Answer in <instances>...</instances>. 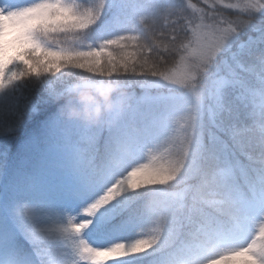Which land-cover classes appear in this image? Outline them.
<instances>
[{"label": "snow or ice", "instance_id": "snow-or-ice-1", "mask_svg": "<svg viewBox=\"0 0 264 264\" xmlns=\"http://www.w3.org/2000/svg\"><path fill=\"white\" fill-rule=\"evenodd\" d=\"M40 103L0 148V264H264V0H0V136Z\"/></svg>", "mask_w": 264, "mask_h": 264}, {"label": "clouds", "instance_id": "clouds-1", "mask_svg": "<svg viewBox=\"0 0 264 264\" xmlns=\"http://www.w3.org/2000/svg\"><path fill=\"white\" fill-rule=\"evenodd\" d=\"M76 103L65 113L69 119H79L88 124H98L114 108L113 92H96L85 89L76 97Z\"/></svg>", "mask_w": 264, "mask_h": 264}, {"label": "trees", "instance_id": "trees-1", "mask_svg": "<svg viewBox=\"0 0 264 264\" xmlns=\"http://www.w3.org/2000/svg\"><path fill=\"white\" fill-rule=\"evenodd\" d=\"M30 2V0L27 1H23L20 4H26ZM65 72H67L68 70L65 69L63 70ZM73 72H82V70H78V69H74L72 70ZM59 75V74H57ZM84 75H89L87 73H84ZM76 83H79V80L77 77L75 76H66L65 77V83L64 86H70V85H74ZM136 91H140L139 88L135 89ZM44 93L43 91H33L31 93V96L34 100H36L38 103L40 102L41 98L43 97ZM63 101H61L62 103ZM55 108L54 105L50 106V105H44L42 103H40V112L38 114H35L29 118H26L24 127H22L20 130L14 132L11 136H0V148H3V146L5 145V142L8 140H11V146H10V150L12 153H16L18 151V149L20 148L21 143L27 139V137L32 134L33 132L37 131L39 129V125L40 122L43 121L46 116L53 111ZM205 142L208 143L209 139L206 138ZM100 146L102 148V143L100 142ZM109 264H112V262L110 261Z\"/></svg>", "mask_w": 264, "mask_h": 264}, {"label": "rangeland", "instance_id": "rangeland-1", "mask_svg": "<svg viewBox=\"0 0 264 264\" xmlns=\"http://www.w3.org/2000/svg\"><path fill=\"white\" fill-rule=\"evenodd\" d=\"M22 0H18L17 3H21ZM195 2V0H194ZM232 2H235V0H232ZM229 15H231V13H229ZM137 92V91H136ZM140 92H137V94H139ZM211 131H214V129H212L211 127H209L208 129L205 130V139L208 138L209 139V133ZM101 143H102V147H103V139L101 140ZM79 218V217H78Z\"/></svg>", "mask_w": 264, "mask_h": 264}]
</instances>
